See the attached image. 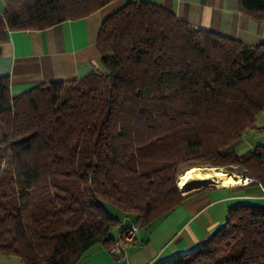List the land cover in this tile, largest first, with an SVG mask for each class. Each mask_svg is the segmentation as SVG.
Wrapping results in <instances>:
<instances>
[{"label": "trees", "instance_id": "trees-1", "mask_svg": "<svg viewBox=\"0 0 264 264\" xmlns=\"http://www.w3.org/2000/svg\"><path fill=\"white\" fill-rule=\"evenodd\" d=\"M110 1L3 0L0 43ZM239 5L264 17V0ZM96 46L102 72L80 79L13 96L0 76V253L25 264H77L94 243L110 248L120 221L105 204L150 225L192 191L175 177L195 157L264 187V144L233 149L264 110V44L128 0L101 21ZM160 264H264V207L230 206L205 244Z\"/></svg>", "mask_w": 264, "mask_h": 264}, {"label": "crops", "instance_id": "crops-1", "mask_svg": "<svg viewBox=\"0 0 264 264\" xmlns=\"http://www.w3.org/2000/svg\"><path fill=\"white\" fill-rule=\"evenodd\" d=\"M128 0H112L96 11L45 29L10 30L0 43V76H7L15 96L39 84L80 79L102 69L96 46L101 21ZM162 5L192 27L211 30L247 45L264 44V17L247 13L239 0H142ZM258 114L264 115V110ZM242 139V137H241ZM189 191V190H188ZM182 193V192H181ZM185 199L148 226H139L117 260L101 242L94 243L77 264H160L205 244L221 228L229 207H264V187L257 182L205 186L182 193ZM135 222L130 214L119 220ZM113 235L117 239L121 230ZM0 264H25L0 253Z\"/></svg>", "mask_w": 264, "mask_h": 264}, {"label": "rangeland", "instance_id": "rangeland-1", "mask_svg": "<svg viewBox=\"0 0 264 264\" xmlns=\"http://www.w3.org/2000/svg\"><path fill=\"white\" fill-rule=\"evenodd\" d=\"M3 6H4L3 0H0V11L3 10ZM99 72H102V69ZM257 144H264V115H261V114H257L255 117V127L253 129L246 130L242 135V139L233 146V149L236 151V153L241 154V153H244V152L252 149ZM207 166L208 167L209 166L221 167L226 173H229L225 166L212 165L211 163L205 161L202 158L195 157V159H190V160L186 161L182 165V167L178 170V172L176 173L175 184H176L177 188L189 190V189L183 188L178 182V175L181 174L185 169H187L189 167H207ZM204 175L209 176L207 173H205ZM240 176L244 177V175H240ZM245 177H247V176H245ZM208 186H212V185H208ZM104 207L111 215L116 217L118 219V221L124 215L123 211H121L120 209H118L112 205L105 204ZM118 231H119V224L117 223L116 225H114L111 228L110 235L111 236L117 235Z\"/></svg>", "mask_w": 264, "mask_h": 264}, {"label": "bare ground", "instance_id": "bare-ground-1", "mask_svg": "<svg viewBox=\"0 0 264 264\" xmlns=\"http://www.w3.org/2000/svg\"><path fill=\"white\" fill-rule=\"evenodd\" d=\"M207 173L209 176H205ZM249 177H243L234 172L226 173L221 167H189L178 175L179 184L186 189L215 185V186H234L242 185ZM192 188V189H191Z\"/></svg>", "mask_w": 264, "mask_h": 264}, {"label": "built area", "instance_id": "built-area-1", "mask_svg": "<svg viewBox=\"0 0 264 264\" xmlns=\"http://www.w3.org/2000/svg\"><path fill=\"white\" fill-rule=\"evenodd\" d=\"M251 182H255V179L250 178L248 180H245L243 182L244 184L242 185H246ZM120 225H121V230L118 238L114 241L113 245L110 248H108L109 253L117 260H122L126 257L125 246L128 242H130L133 239L139 227L138 223L136 222L128 223L125 219H123L120 222Z\"/></svg>", "mask_w": 264, "mask_h": 264}, {"label": "water", "instance_id": "water-1", "mask_svg": "<svg viewBox=\"0 0 264 264\" xmlns=\"http://www.w3.org/2000/svg\"><path fill=\"white\" fill-rule=\"evenodd\" d=\"M245 177V176H244ZM205 187V186H204ZM200 188H202V187H200ZM196 189H198V188H196Z\"/></svg>", "mask_w": 264, "mask_h": 264}]
</instances>
